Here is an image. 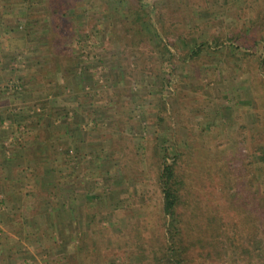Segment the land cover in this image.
I'll return each instance as SVG.
<instances>
[{
  "label": "rangeland",
  "instance_id": "rangeland-1",
  "mask_svg": "<svg viewBox=\"0 0 264 264\" xmlns=\"http://www.w3.org/2000/svg\"><path fill=\"white\" fill-rule=\"evenodd\" d=\"M105 1L34 0L29 20L18 19L23 32L0 36V186L7 193L0 195V264H167L156 183L158 116L180 154L177 211L186 264H259L253 246L264 238V162L258 156L264 151V67L257 43L264 37V0H144L154 8L151 20L163 40L179 38L168 48L171 56L162 57V46L136 40L115 16L111 31ZM7 2L0 0V14ZM139 2L128 0L129 7ZM14 9L26 10L17 3ZM228 38H237L238 51H229ZM180 40L206 45L188 58ZM16 49L24 53L12 61L6 53ZM88 58L97 59L88 64L94 78L88 91L112 118L86 141L105 148L94 161L83 144L57 162L53 149L61 153L65 139L56 111L69 108L66 82L75 92L65 71ZM19 76L30 91L26 103L17 94ZM163 76L170 86L161 84ZM42 109L53 125L35 130L34 115ZM7 158L15 166L10 178ZM45 168L62 184L57 199L65 212L82 220L77 238L65 245L47 218L56 205L41 183Z\"/></svg>",
  "mask_w": 264,
  "mask_h": 264
},
{
  "label": "trees",
  "instance_id": "trees-1",
  "mask_svg": "<svg viewBox=\"0 0 264 264\" xmlns=\"http://www.w3.org/2000/svg\"><path fill=\"white\" fill-rule=\"evenodd\" d=\"M6 1V0H5ZM31 1L34 0H18L17 2H13L12 0H8L7 3H5V11L1 12L0 14V36L5 35L8 36L9 34H12L13 37H18L17 35L22 33L23 31L18 29V19L23 18L26 19V21L30 18V11L32 8ZM19 5L20 7H25V11L21 12V10H15L14 7ZM106 5H109V9L111 10L109 12V15H112L109 17V24L108 28H111V31L115 27V24L112 23L114 16H115V23L117 24H125L127 25L126 33H129L130 31L133 33L134 38H137L136 40H142L143 42H146L150 44L152 47L158 49L160 46L163 48V53L158 52L159 54L165 55L168 51L169 47H176V44L179 42V38L173 42L170 43L168 41H164L162 36L158 33L157 29L155 28L151 18L152 15H154V8L151 7L149 4H147L144 0H140L137 7L132 6L129 7L128 0H115L112 2V0L105 1ZM3 7V8H4ZM11 8V9H10ZM1 10V7H0ZM112 18V19H111ZM112 20V21H111ZM30 27V26H28ZM10 37V36H9ZM22 39V38H20ZM229 42V51L233 52L234 50L238 51V42L237 38H228ZM219 41L215 40L213 41V45H217ZM181 44H184L185 50L187 53L188 58L193 56H199L198 54L201 53L200 46L206 45V43H195L192 44V42H187L185 40H180ZM179 43V45H180ZM257 43H260L262 46V59H261V65L264 67V37L258 40ZM19 46L13 45L11 48H17ZM26 48V46H25ZM24 48V49H25ZM161 48V50H162ZM24 49H16V50H10L7 51L6 56L11 57L10 59L12 61L17 60V57L19 58L23 55ZM3 53L4 50L2 49ZM2 53V55H3ZM53 53L51 52V55ZM171 56V54H170ZM87 59V58H85ZM89 61H83L81 64H74L68 66L67 71H65L66 74H68L72 78V82L74 85V91H71V87L68 84L69 82H66L64 85V89H68L69 93L65 99L64 102L67 103L69 106L68 109L56 111V115L58 116L57 119H59V124L56 126L58 129H62L61 137L65 139L64 146L61 153H57L59 147H54V161L57 162H64L65 159H70V153L71 152H78L79 147L83 144L90 145L89 149V156H93V160H97L100 156L99 154L104 150L105 146L100 144H97L93 148L92 143H88L86 141V137L90 135L92 132H95L98 126H100L103 123L108 122L107 120L112 118V115H106L102 108L104 106H96L90 96V88L94 84V78L89 72L88 64L94 63L97 61V59L88 58ZM163 62H168L169 60L167 58H163ZM185 62V61H184ZM82 65L83 68H78V65ZM170 64V62H169ZM168 74V72H166ZM18 81L21 82V85L17 86L18 88V96L21 102H28L30 100V91L27 89L25 85V81L22 77H18ZM162 85H171L172 80L168 76L161 79ZM163 103V101H162ZM165 104V103H164ZM61 112V114H60ZM26 114V113H25ZM25 114H11L13 120L20 121L23 123V121L27 120ZM55 115V117H56ZM110 116V117H109ZM114 116V115H113ZM35 122V130H39L38 128L44 127V129H49L53 125V121L50 119V115L46 112H44V109L41 110V112L36 113L34 115ZM22 120V121H21ZM51 120V121H50ZM156 123L163 124V128L160 132L154 133L155 135V149H156V155L160 162V169L157 176V186L161 194V210L162 214L165 217V225H164V244L166 245V251H165V260L167 264H186V246L184 245V234L182 231V228L180 227V217L178 215V208L180 206L181 201V182L177 177L176 168L178 165V161L180 158V154L178 152L176 143L173 139V134L170 128L165 125L166 121L163 119V117L158 116L155 120ZM55 127V128H56ZM56 128V129H57ZM85 128V131H84ZM87 131V132H86ZM38 139V138H37ZM60 145H62L60 143ZM260 150V149H259ZM260 160L264 162V151L260 150L259 155ZM4 161V171L6 173L7 178H10V175L12 173V168L14 166V160L7 158ZM62 165V164H58ZM51 168H45L42 170V176L43 179L41 181L42 186L48 191L49 196L53 199L52 204L55 203L56 206L50 207L51 213L48 214L47 218L50 219V221L53 222V231L57 236L61 237V240L63 241L64 245L71 243L74 239L77 238V232L82 230L80 227V223H82V220L80 219V216H77L76 213L73 214V212L68 211L65 212L64 204L62 202H58L57 195L62 190H64L62 187V184H57V181L55 179V176L52 173ZM85 189H87L86 186H84ZM5 187L4 185L0 186V195H3V197L7 194L4 193ZM52 191L54 193L52 194ZM67 193H75L73 190L71 192ZM83 194V193H82ZM85 196V195H84ZM55 199V200H54ZM74 200V198L71 199V202ZM112 201V200H111ZM116 203H112L113 209L120 208L119 205H115ZM65 216V218H64ZM90 217V216H89ZM64 219L67 221V223H64ZM88 226V225H87ZM66 229V234L63 235V232ZM85 232V231H84ZM85 234V233H83ZM253 252L255 253V257L258 261H260L259 264H264V238H261V241H258L255 246H253ZM66 255L63 254L61 256L62 259ZM58 259V260H59ZM57 264V263H55Z\"/></svg>",
  "mask_w": 264,
  "mask_h": 264
}]
</instances>
